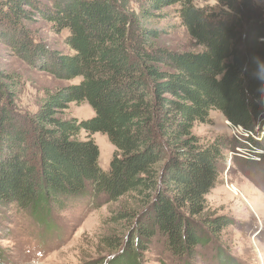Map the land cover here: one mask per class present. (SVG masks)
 I'll use <instances>...</instances> for the list:
<instances>
[{
  "label": "trees",
  "instance_id": "16d2710c",
  "mask_svg": "<svg viewBox=\"0 0 264 264\" xmlns=\"http://www.w3.org/2000/svg\"><path fill=\"white\" fill-rule=\"evenodd\" d=\"M48 1L0 0V38L29 64L41 56L42 71L55 79L77 81L28 115L17 109L19 78L0 71V206L35 217L81 197L136 198L142 211L131 253L109 264H141L155 237L173 259L192 264L196 250L231 223L204 215L231 142L204 141L193 128L217 111L231 127L256 134L264 117V21L244 13L247 0H215L214 8L149 0L138 12L124 0ZM171 7L200 51L159 46L167 32L155 21ZM35 17L66 32V53L33 47L23 25ZM69 104H87L93 116L66 119ZM98 133L115 149L106 170L90 139ZM245 145L264 152V138ZM106 241L107 250L120 246Z\"/></svg>",
  "mask_w": 264,
  "mask_h": 264
},
{
  "label": "rangeland",
  "instance_id": "374dc122",
  "mask_svg": "<svg viewBox=\"0 0 264 264\" xmlns=\"http://www.w3.org/2000/svg\"><path fill=\"white\" fill-rule=\"evenodd\" d=\"M124 1L132 12L149 5V0ZM193 1L198 8L216 7L215 0ZM247 1L250 7L244 13L264 21V0ZM174 10L177 7L164 9L162 14L166 17L155 21L158 28L167 32L159 46L172 52L200 51L180 26ZM35 18L33 23L23 25L32 35L33 47L66 53V32L53 33L47 23ZM5 32L6 27L0 24V35ZM42 63L41 56L34 58L33 64L23 61L0 38V71L19 78L17 109L22 113H35L50 94L77 83L55 79L42 71ZM92 116L93 111L87 104H69L63 113L66 119L87 120ZM254 132L233 130L217 111L210 112L208 123L195 124L193 128V134L204 141L218 137L231 142L219 164L218 182L204 199L206 217H224L231 223L196 250L192 264H264V152L256 155L245 145L249 138L258 141L264 138V117L255 125ZM83 138L84 134L80 136ZM90 139L99 150V167L106 170L115 154L114 147L102 134H94ZM141 211L136 198L110 203L103 195L69 201L59 213L50 211L46 215L40 208L36 218L27 211L13 208L8 212L0 206V264H109L125 254L130 255L136 229L134 218ZM121 212L126 219L120 220ZM109 237L114 240L113 245H120L118 249H106ZM141 261V264H186L184 259H173L158 237L153 239Z\"/></svg>",
  "mask_w": 264,
  "mask_h": 264
},
{
  "label": "built area",
  "instance_id": "2783aa9c",
  "mask_svg": "<svg viewBox=\"0 0 264 264\" xmlns=\"http://www.w3.org/2000/svg\"><path fill=\"white\" fill-rule=\"evenodd\" d=\"M229 124V123H228ZM229 126H230V124H229ZM231 127V126H230ZM233 130H236L237 131V129L238 128H234V127H231ZM239 130H240V128H239Z\"/></svg>",
  "mask_w": 264,
  "mask_h": 264
}]
</instances>
